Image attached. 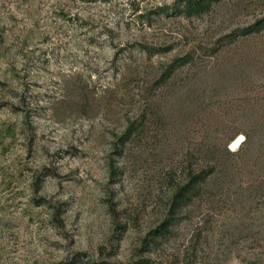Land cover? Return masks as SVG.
I'll return each mask as SVG.
<instances>
[{"label": "rangeland", "instance_id": "obj_1", "mask_svg": "<svg viewBox=\"0 0 264 264\" xmlns=\"http://www.w3.org/2000/svg\"><path fill=\"white\" fill-rule=\"evenodd\" d=\"M193 3L0 0V264H264V0Z\"/></svg>", "mask_w": 264, "mask_h": 264}, {"label": "trees", "instance_id": "obj_2", "mask_svg": "<svg viewBox=\"0 0 264 264\" xmlns=\"http://www.w3.org/2000/svg\"><path fill=\"white\" fill-rule=\"evenodd\" d=\"M198 3H199V2H198ZM193 5H196V3L194 4V3H193V0H188V6H189V7H190V6L192 7ZM191 182H192V181H191ZM191 182H190V183H191ZM189 186H190V185H188V186L186 187V193H187V191H190V190L188 189ZM193 189H195V187H193ZM186 193L183 192V191L181 192V194H184V195H185ZM186 196H187V194H186Z\"/></svg>", "mask_w": 264, "mask_h": 264}, {"label": "water", "instance_id": "obj_3", "mask_svg": "<svg viewBox=\"0 0 264 264\" xmlns=\"http://www.w3.org/2000/svg\"><path fill=\"white\" fill-rule=\"evenodd\" d=\"M243 136L239 137L232 145H231V148L232 149H235L237 146L240 145L241 141L243 140Z\"/></svg>", "mask_w": 264, "mask_h": 264}]
</instances>
